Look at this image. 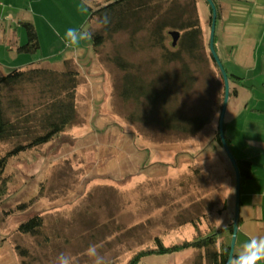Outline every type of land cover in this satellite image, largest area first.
<instances>
[{
    "label": "rangeland",
    "instance_id": "374dc122",
    "mask_svg": "<svg viewBox=\"0 0 264 264\" xmlns=\"http://www.w3.org/2000/svg\"><path fill=\"white\" fill-rule=\"evenodd\" d=\"M195 1L205 54L204 62L192 66L197 73L191 87L179 81L181 64L167 65L161 74L158 52L130 49L124 35L98 53L92 50L91 39L81 43L77 51L83 50L82 55L69 61L81 74L74 125L52 144L20 155L7 167L12 183L9 195L0 202V264H55L60 253L71 254L75 264H91L84 252L92 244L98 246L106 264H128L138 253L154 249L156 237L171 246L234 223L235 171L222 147L211 142L219 125L224 92L208 47L211 12L206 0ZM86 5L84 28L89 30L92 24ZM221 24H216L217 36ZM171 43L169 37L166 44L170 47ZM216 47L224 68L232 72L233 65L225 60L221 43ZM116 53L146 71L147 81H153L155 87L152 102L138 103V90L131 81H124V74L110 60ZM64 60L65 56H57L51 63L62 70ZM233 87L229 81L231 93ZM241 91L238 98L231 95L227 109L235 103L257 106L253 100L247 103L249 97ZM255 98L264 99L260 94ZM226 111L225 136L235 133L243 144L244 139L238 137V133L243 134L242 126L237 128L240 123L230 122ZM165 114L171 121L167 124L162 123ZM200 116L209 117V123L194 136L171 128L175 120ZM174 123L181 125L180 121ZM230 150L236 161L259 157L255 147ZM249 187V183L242 185V192ZM34 198L36 202L27 212L4 220L2 211ZM245 199L241 194V206ZM37 215L44 219L43 235L35 239L17 232L21 222ZM227 237L223 234L221 239L228 242ZM243 240L239 231L236 245ZM16 246L28 254L20 255ZM198 255L193 250L151 255L139 264H196Z\"/></svg>",
    "mask_w": 264,
    "mask_h": 264
},
{
    "label": "trees",
    "instance_id": "16d2710c",
    "mask_svg": "<svg viewBox=\"0 0 264 264\" xmlns=\"http://www.w3.org/2000/svg\"><path fill=\"white\" fill-rule=\"evenodd\" d=\"M212 1L216 6L218 20L221 0ZM196 8L195 0H105L102 3H93L89 6V22L92 26L88 31L93 34L91 48L98 53L108 43H114L117 36L124 35L128 39L127 45L130 49L142 53L158 52L161 74L166 72L167 65L181 64L179 81H182L184 86L191 87L197 73V69H192V66L202 63L205 54L204 31ZM209 9L212 27L213 12L210 5ZM105 19L107 23L104 22ZM95 24H98V28H94ZM24 25L28 41L18 48V52L35 55L40 49L37 32L32 24ZM170 32L181 34L176 47H173L172 43L170 47L166 44ZM216 42L217 35L215 49ZM208 47L210 51V40ZM210 57L224 87L219 106L221 112L225 97L224 79L211 51ZM110 60L122 71L124 81H131L138 90V97H135L138 103L144 104L154 100V83L147 81L145 70L130 63L119 53ZM150 63L148 62V66ZM63 66L65 68L61 70L37 62L24 68L8 70L5 74L0 73V202L9 195L12 183V176L6 173L10 161L52 144L74 125L81 74L71 67L69 61H64ZM148 68L150 69V66ZM228 79L233 83L242 80L230 74ZM24 94L28 95L25 97ZM208 119L207 116H200L175 120L171 123V128L194 136L208 125ZM167 121L171 122L165 114L162 123L167 124ZM176 121H180L181 125L174 123ZM225 138L230 145V140L226 136ZM211 142L223 148L219 125ZM237 163L243 185L245 181L252 179V163L247 160ZM36 199L2 211L4 220L14 214L27 212ZM190 223L194 227L198 226L196 220ZM44 226L43 217L37 215L21 222L17 232L36 239L43 235ZM223 234L228 236V242L221 239ZM232 235L233 223L226 229L211 231L204 236L197 235L192 240L171 246H166L161 238L156 237L154 249L138 253L128 264H139L143 258L151 255H172L188 250L199 253L196 264H228ZM15 249L22 256L28 254V251L20 246Z\"/></svg>",
    "mask_w": 264,
    "mask_h": 264
},
{
    "label": "crops",
    "instance_id": "0c3cea01",
    "mask_svg": "<svg viewBox=\"0 0 264 264\" xmlns=\"http://www.w3.org/2000/svg\"><path fill=\"white\" fill-rule=\"evenodd\" d=\"M98 1L100 0H0V73L5 74L8 70L24 68L37 62L57 68L60 65L51 63L53 57L65 56L64 61H70L77 55L81 56L83 50L67 48L62 37L68 28H86L84 24L87 12L84 6L87 4L89 8ZM247 3L254 5L249 7ZM218 21H222V24L217 42L221 43L227 54L225 60L233 65L231 74L226 68L225 70L242 79L241 82L234 83L230 93L238 98L243 90L249 97L247 103L253 100L257 105L240 107L235 103L230 110L227 109L230 122L235 125L240 123L237 128L242 126L240 131L243 134L238 133V137L244 139L243 146L241 140L237 141L235 133L227 136L230 149L248 146L259 151L258 158H244L252 163L253 176L243 183V186L249 183V189L241 191L246 199L241 206L239 223V231L243 232L244 240L240 244L237 242L235 252L238 253L243 243L250 238L264 237V99L255 98L259 94L264 97V0H221L217 23ZM26 23L34 26L39 38L40 49L35 55L18 52V48L28 41L24 25ZM57 31L60 35L56 34ZM218 57L224 64L223 58ZM230 60H233V64ZM218 148L215 147L214 150L225 159ZM223 151L225 153L224 149Z\"/></svg>",
    "mask_w": 264,
    "mask_h": 264
},
{
    "label": "clouds",
    "instance_id": "9594fccd",
    "mask_svg": "<svg viewBox=\"0 0 264 264\" xmlns=\"http://www.w3.org/2000/svg\"><path fill=\"white\" fill-rule=\"evenodd\" d=\"M107 23V20L104 21ZM56 31L55 28H53ZM57 35L60 33L57 31ZM93 34L85 28H68L62 39L65 46L71 49H78L82 42L92 39ZM222 223V221H217ZM91 264H106L104 256L98 251V246L90 245L84 252ZM264 261V237H252L244 242L240 251H233L228 257V264H261ZM55 264H75V257L69 253H60Z\"/></svg>",
    "mask_w": 264,
    "mask_h": 264
},
{
    "label": "water",
    "instance_id": "95a60500",
    "mask_svg": "<svg viewBox=\"0 0 264 264\" xmlns=\"http://www.w3.org/2000/svg\"><path fill=\"white\" fill-rule=\"evenodd\" d=\"M206 1L209 3V5L212 9V12H213L211 36H210V51H211V54H212L214 60L216 61L217 65H218V67L222 73V76L224 79V86H225V97H224L223 107H222L220 118H219V134H220V138H221L225 153H226L230 163L232 164L234 171H235V175H236V203H235L236 208H235V217H234V223H233V235H232V240H231V244H230V255H231V253L233 251H235L237 236L239 233L242 179H241L240 171L238 168V163H237L235 157L233 156V154L230 150V147H229V145L226 141V138H225L224 122H225V115H226L227 106L229 103L230 90H229L228 74H227V72H226V70H225L221 60L219 59L216 50H215V28H216V24H217V10H216V6L214 5L212 0H206ZM170 37L172 38V46L176 47L177 43L181 37L180 32H170Z\"/></svg>",
    "mask_w": 264,
    "mask_h": 264
}]
</instances>
